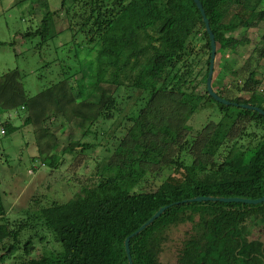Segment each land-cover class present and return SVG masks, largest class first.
<instances>
[{"label": "trees", "instance_id": "1", "mask_svg": "<svg viewBox=\"0 0 264 264\" xmlns=\"http://www.w3.org/2000/svg\"><path fill=\"white\" fill-rule=\"evenodd\" d=\"M199 1L216 44L212 89L229 105L206 91L210 45L193 0H60L53 11L38 0L40 23L22 37L41 44L62 32L71 41L79 34L85 56L33 95L17 69L0 74L4 135L23 130L41 167L55 169L64 153L96 149L109 163L94 186L22 220L8 219L0 190V264H128L125 238L166 205L129 239L132 264H160L169 230L187 223L178 264H264V201H189L264 195V116L241 107L264 111V74L257 77L264 45L237 69L230 55L247 42L233 32L264 20V0ZM58 19L66 25L61 31ZM207 108L219 118L195 130L188 121ZM70 126L80 136L58 155V133ZM151 172L153 180L164 177L153 183ZM24 230L31 233L17 246ZM44 234L60 249L30 258ZM16 248L20 254L6 263Z\"/></svg>", "mask_w": 264, "mask_h": 264}, {"label": "rangeland", "instance_id": "2", "mask_svg": "<svg viewBox=\"0 0 264 264\" xmlns=\"http://www.w3.org/2000/svg\"><path fill=\"white\" fill-rule=\"evenodd\" d=\"M48 6L51 11L57 10L60 0H48ZM42 15L43 11L38 0H0V43H2L0 45V74L17 69L22 74V83L29 95L37 93L57 79L66 64L74 65L76 68L86 51L83 48L85 43L81 42L79 34L71 41L70 33L62 32L41 44L37 36L22 37L24 33L37 27ZM65 26V23L58 19L55 29L61 31ZM233 36L240 40L241 38L247 40V42L240 41L234 52L230 54L234 67L237 69L255 47L264 45V20L253 29H236ZM69 41L70 43L65 46ZM257 71V77L261 78L264 74V59L259 62ZM79 77L80 74L77 73L74 79ZM260 91L264 93V83L258 88V92ZM238 95L247 97V94ZM218 118L216 110L207 108L194 114L188 124L197 130L208 120L217 121ZM15 122L19 124L18 121ZM79 136L80 133L72 126L59 132L56 154L60 155L68 143L77 140ZM81 140L90 141L92 138ZM77 150L79 148H76ZM34 154L35 150L31 143H27L23 130H17L4 136L0 135V190L3 203L7 207L8 219L11 222L17 219L22 220L28 212L43 207V205L47 206L51 202L65 203L75 193L80 192V189L94 186L101 179L99 173L102 171V165L109 163L107 156L104 162L102 161L100 155L103 154L96 149L83 151L75 157L64 153L60 166L49 169L46 166H39L38 160L33 162L31 157H34ZM32 167H35V170ZM163 177L164 174L160 179ZM146 179L153 183H158L160 180H153L152 172L147 175ZM189 227L187 223L169 230L167 241L159 256L160 264H178L177 254L184 233ZM30 233L28 230L23 232L17 246H22ZM35 239L34 252L29 255L30 258H36L39 254L48 253L52 249H60V245L56 246L48 234H44L41 243L38 237ZM19 252L20 249L16 248L14 255L5 262H12L13 257L18 256Z\"/></svg>", "mask_w": 264, "mask_h": 264}, {"label": "water", "instance_id": "3", "mask_svg": "<svg viewBox=\"0 0 264 264\" xmlns=\"http://www.w3.org/2000/svg\"><path fill=\"white\" fill-rule=\"evenodd\" d=\"M193 2L195 3V5H196L197 9L199 10L200 15L202 17V21L204 23V29H205V31H206V33L208 35L209 45H210L209 66H208L207 77H206V80H205L206 91H207L208 95L211 96L215 101H217L219 103H222L224 105L232 104L231 102L227 101L226 99L219 97L217 95V93H215V91L212 89V75H213L214 60H215V54H216V44H215V41H214L213 33L210 30V27H209V24H208V20H207V18L205 16V13H204V10L202 8V5H201L200 1L199 0H193ZM234 105H237V104H234ZM241 107L245 108V109L255 110L259 114L264 116V111L261 110L258 107L250 106V105H243V104L241 105ZM189 201L190 202L219 201V202H225V203L241 202V203H245V204L256 205V204L262 203L264 201V195L261 196L260 198H257V199H245V198H237V197H227V198L219 197V198H217V197L198 196V197L190 199ZM183 202H186V201H183ZM166 208H168V205L159 208L136 231H134L128 237L125 238V240H124V249H125V253L127 255L128 264H132L131 256L129 254V239L131 237H133L134 235L138 234L146 226H149V224L153 220H155L160 214H162Z\"/></svg>", "mask_w": 264, "mask_h": 264}, {"label": "built area", "instance_id": "4", "mask_svg": "<svg viewBox=\"0 0 264 264\" xmlns=\"http://www.w3.org/2000/svg\"><path fill=\"white\" fill-rule=\"evenodd\" d=\"M4 128L2 127V124L0 122V135L3 136L4 135Z\"/></svg>", "mask_w": 264, "mask_h": 264}]
</instances>
